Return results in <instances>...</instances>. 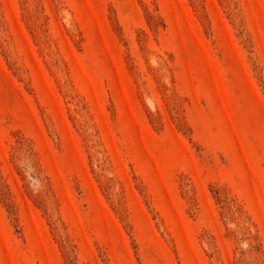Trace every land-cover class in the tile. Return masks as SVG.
I'll return each mask as SVG.
<instances>
[{
	"label": "rangeland",
	"instance_id": "obj_1",
	"mask_svg": "<svg viewBox=\"0 0 264 264\" xmlns=\"http://www.w3.org/2000/svg\"><path fill=\"white\" fill-rule=\"evenodd\" d=\"M0 264H264V0H0Z\"/></svg>",
	"mask_w": 264,
	"mask_h": 264
}]
</instances>
